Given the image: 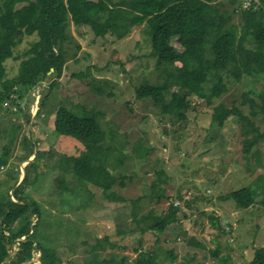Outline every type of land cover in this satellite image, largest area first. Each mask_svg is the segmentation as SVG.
I'll list each match as a JSON object with an SVG mask.
<instances>
[{"label": "rangeland", "instance_id": "1", "mask_svg": "<svg viewBox=\"0 0 264 264\" xmlns=\"http://www.w3.org/2000/svg\"><path fill=\"white\" fill-rule=\"evenodd\" d=\"M216 1L222 2L223 11L233 7L230 0ZM251 2L237 0L235 4L248 8ZM70 27L80 49L75 43L70 44L62 75L45 78L24 91L23 97L13 93L0 103V157L4 145H8L13 136L11 132L17 131L9 162L0 165V204L8 194L14 202L37 199L42 206L41 223L36 227L37 239L57 249L62 258L60 264H85L87 260L90 264H119L124 256L130 262L137 256L136 248L149 252L158 250L164 262L161 264H224L220 260L223 255L229 256L228 264L249 263L254 251L264 247L262 182L256 186L253 204L247 209H238L232 200L225 201L220 196L254 185L259 176L264 178V141L249 165L243 156L238 119L231 116L222 127H212L211 120L215 105L223 102L231 106L234 101L245 104L248 101L246 92L251 88L229 83L228 91L213 98L210 104L193 97L187 120L175 122L172 117L164 116L150 98H137L136 87L144 80L156 82L160 74L143 25L134 27L122 39L113 35L96 36L89 27H78L72 22ZM34 37L24 38L15 54L20 57L28 50ZM173 44L180 45L176 40ZM75 51L77 55L73 56ZM21 60L6 61L8 78L19 73ZM206 68L214 69L211 52L206 55ZM174 69L180 78H193L190 68L180 62ZM254 69L251 66L246 72L252 74ZM80 72L85 73L84 76L75 75ZM55 80L59 85L50 88ZM259 97L264 101V88ZM61 106L76 111H82L80 106H84L101 113L104 129L114 130L123 142L128 157L121 166H108L116 180L106 194L102 187L108 180L104 166H94L91 184L86 186L74 179L73 172L55 165L66 156L80 155L85 148L74 137L55 131L56 111ZM256 121L264 130V115L259 114ZM26 139L37 141V150L42 152L37 159L35 155L25 159L28 154ZM139 142L145 148L144 158L135 151ZM35 160L37 166H31ZM251 166L256 168L251 171ZM161 171L163 173L158 175ZM25 174L28 181L23 192L25 198L21 201L14 196L13 190ZM63 179L68 188L61 182ZM162 179L167 181L161 182ZM153 181L165 192L159 202L151 195ZM112 192L122 199L111 198ZM173 202L181 210L178 220L165 232L141 231L144 223L139 227L136 218L150 210L156 214L168 212ZM25 210H28L26 206L20 208L21 213ZM211 216L216 218L214 222ZM192 237L206 247L190 245ZM101 241L104 248L92 251V246ZM217 248L218 256L212 255V250ZM3 249L7 250L4 263L11 264L17 251L15 244L7 247L1 242V254ZM166 250H173L177 257L169 259ZM96 253L97 261L94 260ZM112 254L113 262L110 260Z\"/></svg>", "mask_w": 264, "mask_h": 264}, {"label": "trees", "instance_id": "2", "mask_svg": "<svg viewBox=\"0 0 264 264\" xmlns=\"http://www.w3.org/2000/svg\"><path fill=\"white\" fill-rule=\"evenodd\" d=\"M230 1L232 9L223 11L222 2L216 0H0V103H4L13 93L23 97L24 91L38 85L45 78L62 75L70 44L75 43L76 48L80 49V44L70 32L71 22L78 27H89L96 36L113 35L117 39L127 37L134 27L143 25L151 43V55L157 58L156 69L160 74L156 82L144 80L136 87L137 98H150L164 116L168 115L177 122L187 120L193 97L210 104L213 98L228 91L229 83L236 82L242 88L248 85L251 88L246 92L248 101L245 104L241 102L242 106L248 105L247 108L235 101L231 106L220 102L213 107L211 126L222 127L229 117L235 116L241 124L243 156L250 165L252 157L259 151L258 146L264 141V130L256 121L259 114L264 115V101L259 97L264 88V0H252L248 8L236 6L237 0ZM33 36L35 39L30 42V48L20 57L15 54L24 38ZM173 40L180 45L173 44ZM208 52H211L214 59L212 70L206 68ZM76 55L77 51L73 56ZM20 58L19 73L8 78L6 61ZM178 62L190 68L192 79L178 76L174 69ZM251 66L255 68L254 72L248 74L246 71ZM84 74L80 72L75 75ZM55 85H59L56 80L50 84V88ZM98 90L101 92V89ZM45 99L42 98L41 105ZM80 107H83L82 111L68 106L59 107L54 124L59 135L74 137L85 148L80 155L66 156L55 165L63 171L73 172L74 179L86 186L91 184L94 166H104L108 173V180L102 185L106 194L116 180L108 166H121L128 155L124 153V144L118 134L112 129L110 132L104 129L102 114ZM13 125L16 126L14 123ZM16 132H11L13 136L8 145H4V152L0 157L2 166L9 162ZM25 142L28 145L25 159L32 155L37 159L42 155L41 150H37L36 140L26 139ZM135 151L143 158L146 155L142 142L136 145ZM258 161L262 164L259 157ZM32 165L37 166L36 160L31 162ZM254 168L256 166L249 169L252 171ZM162 173L163 171L158 175ZM37 180L38 177L35 178ZM27 181L25 174L22 182L13 190L14 196L21 201L25 198L23 192ZM160 181L166 182L167 179ZM61 182L68 188L64 179ZM260 183L264 188V178L261 176L254 185L231 191L220 196V199L232 200L236 208L247 209L252 206L253 192ZM158 185L157 181H153L151 187V195L156 197L157 202L165 197L164 189ZM72 190L74 189H70ZM110 195L115 200L122 199L113 192ZM7 197L0 204V243L5 242L7 247L18 245L19 249L11 264H26L35 253H41V264L62 263L57 249L47 247L37 239L36 227L40 225L42 217L40 202L37 199L14 202L9 194ZM25 206L28 210L21 213L20 208ZM180 210L173 202L168 212L156 214L154 210H150L135 220L139 227L144 223L141 227L144 233H162L178 220ZM133 214L135 216V210ZM211 219L214 222L216 218L211 216ZM216 224L221 227L218 221ZM222 231L226 232L224 228ZM104 240L108 242V238ZM189 244L206 247L194 237L189 239ZM97 247L104 248L103 241L92 246V251ZM135 251L137 256L133 261L129 262L124 256L119 264L164 263L158 250L149 252L136 248ZM211 253L218 256V248ZM165 254L172 260L177 257L173 250H166ZM6 255L7 250L3 249V253L0 252V264H5ZM94 260H99L97 253ZM110 260H115L114 254ZM220 260L228 264L229 256L223 255ZM85 264L90 262L87 260ZM247 264H264V247L257 248Z\"/></svg>", "mask_w": 264, "mask_h": 264}, {"label": "built area", "instance_id": "3", "mask_svg": "<svg viewBox=\"0 0 264 264\" xmlns=\"http://www.w3.org/2000/svg\"><path fill=\"white\" fill-rule=\"evenodd\" d=\"M40 263L41 260L39 259V256H35L30 264H40Z\"/></svg>", "mask_w": 264, "mask_h": 264}, {"label": "clouds", "instance_id": "4", "mask_svg": "<svg viewBox=\"0 0 264 264\" xmlns=\"http://www.w3.org/2000/svg\"><path fill=\"white\" fill-rule=\"evenodd\" d=\"M22 239H25V237H23ZM15 247L17 248V250L19 249V247H18V245L17 244H15ZM36 254V253H35ZM35 254H34V257H35ZM34 257L32 258V260L34 259ZM39 259L41 260V253H39ZM32 260L31 261H29L28 263H26V264H30L31 262H32ZM41 263H42V260H41ZM40 263V264H41Z\"/></svg>", "mask_w": 264, "mask_h": 264}]
</instances>
